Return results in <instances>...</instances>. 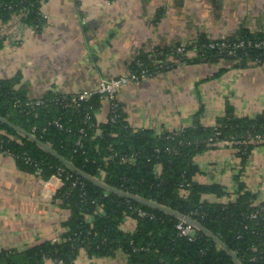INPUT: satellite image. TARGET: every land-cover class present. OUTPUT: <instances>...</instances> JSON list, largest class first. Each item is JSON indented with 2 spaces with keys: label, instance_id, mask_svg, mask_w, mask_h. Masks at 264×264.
Returning <instances> with one entry per match:
<instances>
[{
  "label": "trees",
  "instance_id": "trees-1",
  "mask_svg": "<svg viewBox=\"0 0 264 264\" xmlns=\"http://www.w3.org/2000/svg\"><path fill=\"white\" fill-rule=\"evenodd\" d=\"M10 1L0 0V3ZM27 1L33 6L22 19L35 24L39 4L37 0ZM10 18L6 10H0V25ZM226 40L261 42L264 29L252 34L239 28ZM209 41L200 35L197 43ZM176 46L154 51L167 56ZM190 50V47L185 49ZM198 54H203L199 60L189 62L213 63L224 58L237 60L238 68L264 66L263 48L238 49L234 58L206 49ZM138 63H143L151 76L179 65L156 69L150 64L148 52H141L133 59L131 72L139 71ZM17 84V77L0 80L3 120L0 152L12 154L15 164L23 171L38 170L43 180L59 175L62 187L53 201L68 217L60 225L63 234L58 240L37 242L22 251L2 250L0 264H44L45 261L72 264L81 251L98 258L113 257L120 251L127 264H264V203L255 205L257 195L240 181L251 152L264 147V114L236 118L229 108L226 116L217 118L213 126L204 127L199 111L194 116L193 128L183 129L168 139L173 133L157 136L152 131L130 128L120 105L116 113L108 115V118L115 115L113 122L107 118L106 122L97 124L94 115L102 102L98 96L74 108L70 102L68 107L55 102L62 95L46 93L39 98L40 105L35 106ZM86 117L89 119L85 120ZM54 121H60L63 129L59 130ZM81 129L84 137L78 132ZM208 140H212L209 145ZM221 142L231 144L240 163L239 172L233 176L236 182L233 194H227L219 184L196 181L200 175L196 156ZM48 145L49 151L45 148ZM23 154L32 163L26 164ZM131 155L133 162H121L122 157ZM59 169L64 172L60 173ZM69 175L72 178L68 179ZM116 192L152 202L157 207L128 200ZM209 196L219 201L211 202L207 200ZM128 206L138 207L149 217L136 218ZM255 213L257 217L251 219ZM128 215L136 222L131 234L120 229L121 221ZM181 218L200 224L209 235L196 228L193 241L180 237L176 225ZM229 252L236 256V261Z\"/></svg>",
  "mask_w": 264,
  "mask_h": 264
},
{
  "label": "crops",
  "instance_id": "crops-1",
  "mask_svg": "<svg viewBox=\"0 0 264 264\" xmlns=\"http://www.w3.org/2000/svg\"><path fill=\"white\" fill-rule=\"evenodd\" d=\"M40 8L44 19L37 31L17 17L0 25V80L17 77L29 99L86 92L101 78L129 74L141 52L188 44L200 35L218 40L239 28L252 34L264 29V0H44ZM117 101L130 126L157 136L191 127L199 111L204 127L229 108L236 118H254L264 114V66L238 68L224 58L179 64L121 88ZM108 115L109 104L100 102L96 123ZM195 163L196 181L234 193L240 163L230 145L219 143ZM240 181L257 195L255 205L264 203V147L251 152ZM60 188L59 180H43L0 154V251L58 240L68 217L53 201ZM135 228V220L124 216L120 229L131 234ZM72 264L127 261L120 251L104 258L81 251Z\"/></svg>",
  "mask_w": 264,
  "mask_h": 264
},
{
  "label": "built area",
  "instance_id": "built-area-1",
  "mask_svg": "<svg viewBox=\"0 0 264 264\" xmlns=\"http://www.w3.org/2000/svg\"><path fill=\"white\" fill-rule=\"evenodd\" d=\"M27 0H11L9 3H0V10H6L9 15L12 17L17 18H23L27 16L30 13V10L32 8V3L28 4ZM37 3L39 4V7L36 12L37 16V22L32 25V28L39 29L40 24L42 20L44 19L43 14L41 13V5L44 3V0H37ZM198 37L194 38L193 41L189 42L188 44H181L176 47H173L171 49V52L164 56L162 52H156L154 50L150 51L148 53V59L150 61V64L157 67V69H165L167 68L172 62V59H176V64H180L178 61L181 60V58L187 57V55H193L198 56V53L202 50H211V51H217L221 55H226L231 58H234L237 54L238 49H246V48H254V49H264V41L251 43V42H245V41H234L229 42L226 39H220V40H212L206 44H198L197 43ZM187 47H190V51H185ZM203 54L199 55V58ZM236 63L238 62L235 60ZM234 62V61H233ZM175 65V64H172ZM139 71L138 72H130L128 75L121 76L116 79H105L101 78L96 86L92 88L91 90H88L86 92L81 93H72L67 95H62L61 98H56L55 102L63 105L64 107L69 106V102L74 108L80 107V102L82 101H88L92 96H98V98L101 101H105L109 104V113L114 114L118 110V101H117V94L119 90L129 84L133 83H140L146 81L151 75L149 70L146 66H144L143 63L137 64ZM32 103L35 106L40 105V100H32ZM31 103V104H32ZM26 106H29V103L25 104ZM89 118L86 117L85 120H88ZM115 119V115L108 118V121L113 122ZM54 125L59 129L62 130L63 126L60 124V121H54ZM130 128L134 129L133 126H130ZM35 132V128L33 127L30 133V137H34L32 133ZM79 134L84 137L85 133L84 130L81 129L78 131ZM250 139V138H249ZM250 139L249 141H251ZM78 146H80V142L77 143ZM0 154L9 156L13 158L14 156L10 154L7 151H2ZM25 156V163H32L29 158L26 157V154H23ZM134 161V156L131 155L129 157H122L121 162L123 163H131ZM36 166V165H34ZM59 172H64L63 169H59ZM51 178L57 179L60 181L61 187H62V181L59 177V175H53ZM72 178L71 175L68 176V179ZM130 214L134 215L138 219H143L146 217H149V215L144 212L143 210L139 209L138 207H131L128 206ZM258 213V212H257ZM257 213L250 216L251 219H255L257 217ZM130 216V215H128ZM131 217V216H130ZM176 230L178 232V235L180 237L186 238L188 241H193L196 234V228L191 225L187 224L184 220L180 219L179 223L176 225ZM253 251H256L253 248ZM252 261H255V259H252Z\"/></svg>",
  "mask_w": 264,
  "mask_h": 264
},
{
  "label": "water",
  "instance_id": "water-1",
  "mask_svg": "<svg viewBox=\"0 0 264 264\" xmlns=\"http://www.w3.org/2000/svg\"><path fill=\"white\" fill-rule=\"evenodd\" d=\"M0 121H3L1 118H0ZM32 138V137H31ZM45 148L49 151L50 149L48 148V146H45ZM68 166H69V164H67ZM93 183L94 184H96V185H98V186H100V187H102V188H105V189H108V188H106L105 186H103L102 184H100V183H98V182H96V181H93ZM119 196H121V197H125V198H129V199H131V200H133V201H136V202H138V203H140V204H143V205H147V206H152V207H157L154 203H152V202H145V201H143V200H141V199H139V198H137V197H132V196H129V195H127V194H124V193H122V192H116ZM182 220H184L187 224H191V225H193L195 228H198L200 231H202V232H205L207 235H209V233L200 225V224H198V223H196V222H194V221H190L189 219H187V218H181ZM220 245V244H219ZM229 254H230V256L232 257V259L234 260V261H236V256L234 255V254H232L231 252H229Z\"/></svg>",
  "mask_w": 264,
  "mask_h": 264
},
{
  "label": "rangeland",
  "instance_id": "rangeland-1",
  "mask_svg": "<svg viewBox=\"0 0 264 264\" xmlns=\"http://www.w3.org/2000/svg\"><path fill=\"white\" fill-rule=\"evenodd\" d=\"M33 29H34V27H33ZM34 30H38V29H34ZM224 39H226V38H224ZM219 40V39H218ZM199 60V54H198V56H193V55H187V57H184V58H181V60L180 61H178L180 64H187L189 61H192V60ZM233 62V61H232ZM171 64L168 66V67H170L172 64H176V59H172V62H170ZM234 64H236V61H234L233 62ZM156 69H157V67H155ZM152 73H150V75H151ZM126 75H128V74H126ZM125 76V75H124ZM89 90H91V89H89ZM37 99H39V98H37ZM37 99H31V100H37ZM192 128L194 127V125H192L191 126ZM135 129V128H134ZM184 129H186V128H184ZM183 131V129H180V130H177V131H172V132H169V133H173V135H171V136H169L168 137V139H172L173 137H175V136H177L178 134H180L181 132ZM168 133V132H167ZM217 136L219 135V133H217L216 134ZM257 138H259V137H257ZM212 142V140H208V145L210 144ZM230 144V143H229ZM231 145V144H230ZM48 147H49V145H48ZM37 173H39V171L37 170ZM126 199H128V200H131V199H129V198H126Z\"/></svg>",
  "mask_w": 264,
  "mask_h": 264
}]
</instances>
